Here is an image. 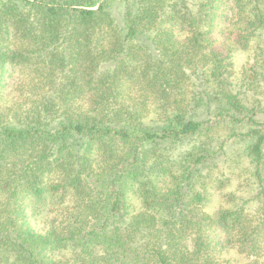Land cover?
Segmentation results:
<instances>
[{"label":"trees","instance_id":"trees-1","mask_svg":"<svg viewBox=\"0 0 264 264\" xmlns=\"http://www.w3.org/2000/svg\"><path fill=\"white\" fill-rule=\"evenodd\" d=\"M263 35L264 0H0V264H257Z\"/></svg>","mask_w":264,"mask_h":264},{"label":"rangeland","instance_id":"rangeland-1","mask_svg":"<svg viewBox=\"0 0 264 264\" xmlns=\"http://www.w3.org/2000/svg\"><path fill=\"white\" fill-rule=\"evenodd\" d=\"M261 37H264L261 36ZM259 37L256 39L258 41ZM255 51L257 52V50H248L246 52H240L238 53V60L236 62V68L238 71L241 70V68L247 63V62H253L254 60V56H255ZM22 78V77H21ZM21 82V81H20ZM28 85V84H27ZM261 92V91H260ZM19 93L16 92L15 97H13L12 101H17V97H18ZM5 99H7V101H10V97L7 96L5 97ZM264 99V96H263ZM222 140V139H219ZM241 146V145H240ZM242 148V146H241ZM239 149L237 148H233V149H229L228 150V154L227 156H220L218 157L215 161H214V174H213V178L214 180H218V179H230L232 180V182L226 187V189L224 191H222L220 193V191L216 190L215 191V195L213 196V200L212 203L207 206L204 210L207 212H212L214 211L217 206L221 204H224V207L226 205V201H224V193H228L230 191H235L239 194V196H242L244 198H249L250 197V187L247 186H242L241 185V179H245V177H247V173H244V166L242 163V160H238L236 161L234 159L235 157V153L236 151H238ZM242 173V177L237 178V175ZM132 194L129 195V198L132 199L133 196H131ZM238 197V196H237ZM242 197H238L240 201ZM129 199V201H130ZM135 204H137V202H134ZM27 205H28V209H29V218L30 220H32L33 224L36 225H40V228H46V222H43V220L45 219V216H43L46 211L44 209H42V211H40V216L41 217H35L34 213L35 209L32 210L33 206L31 199L27 201ZM254 211V210H253ZM36 218V219H35ZM72 253L70 252H65V254L59 253L58 257H60L61 259H65L64 261L68 260L70 255ZM222 257H220L219 259L221 260V264H252L253 259H248L243 255H240L238 253H236V251L234 249H231L229 251H226V253H224L223 255H221ZM257 264H264V252L262 254V256L258 259Z\"/></svg>","mask_w":264,"mask_h":264}]
</instances>
